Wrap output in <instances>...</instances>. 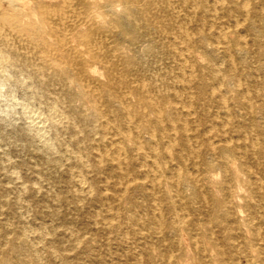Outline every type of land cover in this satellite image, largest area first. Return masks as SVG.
<instances>
[{"label": "rangeland", "instance_id": "1", "mask_svg": "<svg viewBox=\"0 0 264 264\" xmlns=\"http://www.w3.org/2000/svg\"><path fill=\"white\" fill-rule=\"evenodd\" d=\"M64 1L71 5L64 9L67 28L73 18L71 9L82 13L91 0H38L42 5H64ZM96 1L101 6L116 2ZM129 2V17L117 6L119 23L109 25L110 17L101 16L96 23L101 29L93 32L92 39L101 43L100 54L115 79L144 81L159 104L165 136L156 140V166L151 158L143 161L133 139L122 134L130 128L133 136V123L118 111L116 101L100 92L96 103L87 104L98 107L104 116L93 124L92 117L81 112L77 90L64 76L49 70L37 51L5 43L9 60L18 66L0 76V260L9 264H170L163 258L168 248L175 264H264L257 248L242 251L253 243L255 228L245 226L244 217L254 222L264 218V0ZM51 24L63 31L58 18L53 17ZM187 43L190 49L182 51ZM121 45L126 52H121ZM82 59L90 60L89 55ZM107 71L101 66L88 69L89 87L97 84L94 78L105 82ZM235 84L242 92L233 95H240L237 103V95L232 98ZM226 93L231 96L225 103L228 116L218 99ZM128 99L134 101L132 96ZM49 106L64 118L55 123V130L45 120L40 123L54 148L45 151L34 135L40 125L34 115L46 117ZM154 118L151 115L149 120ZM213 124L216 130L208 133ZM27 128L32 129L30 133ZM186 133L197 143L189 147ZM142 135L148 150L146 134ZM169 139L173 143L166 148ZM210 140L214 150L208 147ZM226 140L232 143L241 169L215 167L226 155L220 149ZM177 170L174 181L178 183L170 186L166 178ZM214 170L216 180L232 188L246 180L245 195L252 202H244L243 212H239L241 202L223 200L224 190L214 191L207 183L205 177ZM215 199L223 200L221 210L216 209ZM177 214L198 221L200 227L190 224L184 231L175 229ZM259 227L264 243V224ZM208 230L221 246L223 259L211 248ZM182 234L185 242L179 239ZM194 237L203 249L199 260L192 257Z\"/></svg>", "mask_w": 264, "mask_h": 264}, {"label": "bare ground", "instance_id": "2", "mask_svg": "<svg viewBox=\"0 0 264 264\" xmlns=\"http://www.w3.org/2000/svg\"><path fill=\"white\" fill-rule=\"evenodd\" d=\"M68 3L69 2L64 1V5H42L38 2V0H0V44H1V46H0V76H2L6 70H8V69L14 70L18 66V64L16 63V61L14 59L9 60V58L6 54V50L3 47L5 45V43H7L8 45L18 43V44L22 45L27 50L29 49V50L37 51L41 57L40 59L44 62V64L48 67L49 70H52L53 72L64 76L68 82V85L72 89L75 88L77 90L74 94H75V98L80 103L79 105H81V108H82L81 112L84 114L90 115L94 121L93 124L100 123V119H102L104 116H102L101 111L99 110L98 107L89 108L86 105L89 103H92V102L96 103L100 92H104L106 94L108 100L116 101V103H118V111L124 116V118L126 119L127 122L133 123L134 135L132 136V131L130 128H127L126 130H124L122 132V134L127 135L133 139L135 151L139 156L142 157L143 161H146L145 160L146 158H151L152 160H154V161H152V164L156 166V163H155L156 157L159 156V148L157 146L156 140L159 137L165 136V130L162 128V126H163V124H162V112H161V108H160L159 104L157 105V103L154 101V99H153L154 97H153V95H151L152 92L144 86V83H143L144 81L141 83H139L137 81H135L137 83H134V82L127 83L123 80H121L122 82H119L117 79H115V77L112 74V68H110V65L105 62V60L103 59V56L100 54L101 43L92 39V35L94 34L93 32L94 31L98 32L101 29V27L96 26V23L99 22L98 20L101 16L108 15L110 17L109 25H116L120 21V15L118 13V7L117 6L122 7V14H125L128 18L130 10H131L130 9L131 3L129 2V0H116L115 3H110L108 5L106 4L104 6H101V5H97L96 0H91L90 3H86V5H84L85 9H84V11H82V13L81 12L76 13V12H74L75 11L74 8L71 9V12L73 14L72 15L73 18L70 19V24H68V27L66 28L67 23H66V21H63V20H65L63 18V16H65V14H64L65 7L71 8V5H67ZM213 9L215 11V8H213ZM245 12H244V14H245ZM245 16H246V14H245ZM53 17L58 18V20L61 22V26L64 27L63 31H62V29L60 31L59 27L58 28L56 27L58 29L57 30V29H54L53 26H51L52 25L51 19ZM42 24H43V26H42ZM236 25H237V23H236ZM82 26H85L86 29L85 30L80 29ZM179 26H180V24H179ZM186 35H188V34H186ZM78 46L82 47L83 50L77 49L76 47H78ZM124 46L125 45H121V48H120L121 52H126L127 49ZM189 49H190V46L187 43V45H185L183 50L182 49L181 50L182 51H188ZM179 54L182 57L181 52ZM83 55H89L90 60L82 59ZM66 59H69L70 62L66 63ZM97 66H101L102 68L108 70L107 71L108 73L106 72L107 76H105L106 81L100 82L99 79L94 78L92 80H97L98 82L94 87L90 88L89 87L90 78L87 79V72H88V69H90L91 67H93V69H95ZM123 70H124V68H123ZM190 70L192 71V69H190ZM104 74H105V72H104ZM22 78H23V76H22ZM24 78H26V77H24ZM176 78H178V77H176ZM223 81H224L223 78L218 80L219 85L223 84ZM26 86L30 87L31 85L29 83V84H26ZM35 92H36V90H35ZM236 92H239L237 84H235L233 89H232V98H235V96L237 94L234 97H233V95ZM239 93H242V92L240 91ZM230 94H231V92H230ZM130 96L133 97V99H134L133 102L129 101L128 97H130ZM229 98H231V96L227 93L218 95V99L220 101V104H223L224 108L226 109L225 110L226 111L225 116H228L229 111H230L229 108L227 106H225V103L228 102L227 100ZM238 100H241L239 94L237 95V99H235V103H237ZM247 105H249V104H247ZM62 106H63V104H62ZM181 106H183V105H181ZM41 107H42V105H41ZM37 110H38V108H37ZM111 111H112V109L109 108V112H111ZM41 114L37 113L34 115V120L37 122V125H38V123L40 124L43 122V120H45L48 122V126L54 130H55V123L60 121V120H63L62 118H64L62 116V114L57 109H54V106H51L47 110L46 117L43 118ZM176 114H177V116L179 115L177 112H176ZM151 115H153L155 117L152 120L154 122L149 120ZM182 120H184V119H182ZM35 121H32V123ZM36 122H35V124H36ZM171 125H172L171 128L174 130L176 126H174L175 124L172 123V121H171ZM42 126L43 125H41V124L39 126H36V132L34 133V135L37 136V138H39L42 141L43 145L46 148L45 151H52L54 148H51V143L49 142L50 139L48 140L47 138H45V136L43 134L44 128ZM215 126H217V125L216 124L210 125L211 129L208 131V133H211L212 128H214ZM220 128H221V126H220ZM27 130L30 133L32 129L27 128ZM111 132H113V131H111ZM143 133L146 134L147 144L149 146L148 150H145L146 145L143 142V135H142ZM208 133H206V134L204 133V135L207 136ZM175 134L176 133H174V135ZM193 138L194 137H191L189 134H187V133L185 134L184 139L186 140V143L188 141L189 147L193 146V144L197 143L195 139L193 140ZM245 138L247 139V137H245ZM172 140L173 139H169V141H168L169 143L166 145V148L173 143ZM118 142H119V140H118ZM114 143L112 142V144L111 143L110 144L113 145ZM223 143H222V146L220 147V149L224 153H226V155L222 158V160H220L216 164V166L215 165L214 166L217 167L218 170H223V171H226V169L228 170V168H230V167H233L236 170L239 169L240 167L238 166V163L236 161V157L233 155V148L234 147H232V145H231L232 143L230 142V140H226V142H223ZM250 146L252 147V145H250ZM54 147L56 148V146H54ZM118 147H120V146H118ZM118 147H116V148H118ZM208 147L210 149L214 150L213 148H216V145L214 142H212L210 140V141H208ZM116 148H114V150H112V151L119 152L118 151L119 149H116ZM95 149H96V147H95ZM101 149H102V147H101ZM43 150H44V147H43ZM56 150H58V149H56ZM122 150H123V148H122ZM60 153H62V152H60ZM104 154H106V153H104ZM107 154H108V152H107ZM187 154H190V153H187ZM122 157H123V155H122ZM6 158H5V160H6ZM123 160H125V159H123ZM78 161L80 164H82V167H84L85 161H82L81 159H79ZM86 162L88 163V161H86ZM177 169H178V167H177ZM8 170H10V169H8ZM179 171L177 170V171L171 173L170 176L168 178H166V183L169 184L170 186H176V183H178V182H176L174 180L178 177ZM215 171L216 170L212 171L211 174H209L205 177L207 183L210 185V187L212 189H214V191L218 190L217 188L224 190L223 195H225V197L222 198L223 200H226L229 202V201L235 199L236 202H241V205H239V212H243L242 208L244 206V202L245 203L252 202V199L250 198V196L245 195V191H246L245 190L246 189V182L245 181L246 180H244V181L242 180V183H239L236 185L235 188H232V186L228 182L225 183V182H223V180L222 181L216 180ZM11 172H13V171H11ZM187 173L189 174V172H187ZM142 174H143V172H142ZM154 175H155V173H154ZM156 178H158V177H156ZM236 178H237V180H240L238 175H236ZM75 179H76V177H75ZM225 179H228V178H225ZM80 180H77V181H80ZM254 180H256V179H254ZM83 183H86V182H83ZM195 183L196 182H193L194 185H195ZM21 186H22V184H21ZM73 190H74V188H73ZM167 194L170 195V192H168ZM222 199H220V200L215 199V201H214L217 210H221L223 207L224 202ZM159 218H160V216H159ZM210 218H211L210 221H214V220H212L213 216H211ZM243 220L245 221V224H244L245 226L252 225L255 228H254V233H253V238H254L253 243H250L246 247H243L242 251H244L245 253H248V250L257 248L256 250H258V252L264 256V243H261V241L263 240V236L260 235L259 229H258V228H260L259 227L260 225L264 224V218L259 219L257 222H254L248 216V217H244ZM174 221H175L174 222L175 229L180 228L182 231H184V229L187 227V225L198 224V221H191V220L189 221L188 218L183 214H177ZM200 225L201 224L199 223L197 225V228H199ZM246 228H247V230H249L250 227H246ZM238 231H241V230H238ZM207 236H208L209 242L211 244V248L215 251L216 255L220 259H223L222 248L218 244V241L216 240V238L214 236H212L211 230L207 231ZM179 239L183 240L184 242L187 240L185 234H182V237H180ZM192 239H193L192 244H193V248H194L193 253H192V257L196 260L197 259L199 260L200 256L203 255L201 252V250H203V249L199 247L198 237H194ZM31 251L33 252L32 249H31ZM165 251H166V254L163 258H165V260L168 261L170 264H175V263H173L175 261L173 260L174 256L172 255V251L168 248H166ZM138 257H140V256H138ZM222 263H224V262H222ZM249 263H251V262H249ZM0 264H9V263L7 260L3 259V260H0ZM30 264H33V262L31 261Z\"/></svg>", "mask_w": 264, "mask_h": 264}]
</instances>
